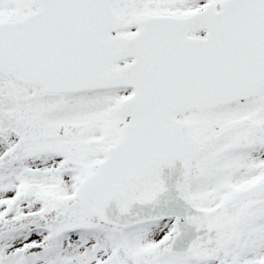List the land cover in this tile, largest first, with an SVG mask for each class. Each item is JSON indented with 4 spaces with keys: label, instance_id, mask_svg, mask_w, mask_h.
I'll return each mask as SVG.
<instances>
[{
    "label": "snow or ice",
    "instance_id": "6c2138e0",
    "mask_svg": "<svg viewBox=\"0 0 264 264\" xmlns=\"http://www.w3.org/2000/svg\"><path fill=\"white\" fill-rule=\"evenodd\" d=\"M0 264H264V0H0Z\"/></svg>",
    "mask_w": 264,
    "mask_h": 264
}]
</instances>
